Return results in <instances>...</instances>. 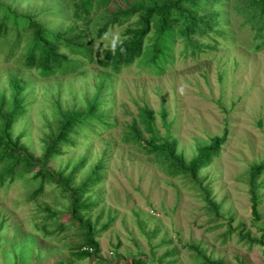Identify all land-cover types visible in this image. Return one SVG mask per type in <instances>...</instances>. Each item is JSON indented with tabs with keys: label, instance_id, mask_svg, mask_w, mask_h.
<instances>
[{
	"label": "rangeland",
	"instance_id": "1",
	"mask_svg": "<svg viewBox=\"0 0 264 264\" xmlns=\"http://www.w3.org/2000/svg\"><path fill=\"white\" fill-rule=\"evenodd\" d=\"M1 2L18 13L42 8L47 15L44 10L54 7L52 0ZM130 2L110 0L106 11ZM238 2L217 5L220 24L214 33L192 38L198 48L176 38L160 74L140 61L113 74L98 67L103 52L123 39L134 20L110 26L95 39L105 23L102 10L82 25L92 61L71 55L79 62L73 72L41 76L24 66L25 41L13 52L0 42V97L9 101L14 78L22 83L24 113L10 135L20 137L18 150L32 162L18 165L14 179L0 187V264H131L132 258L201 264L200 255L209 264H264V171L251 178L264 164V31L244 23L234 11ZM102 81L110 84L102 92L104 118L79 129L72 144L44 163L45 140L56 129L59 111L86 110ZM143 107L153 112L159 136L174 140L187 163L225 136L198 170L199 185L168 176L159 160L127 141ZM96 168L100 178L83 197L90 206L83 214L99 245L98 259L77 260L73 255L89 230L70 220V200L56 181L72 177L76 188ZM40 170L44 188L34 197Z\"/></svg>",
	"mask_w": 264,
	"mask_h": 264
},
{
	"label": "trees",
	"instance_id": "2",
	"mask_svg": "<svg viewBox=\"0 0 264 264\" xmlns=\"http://www.w3.org/2000/svg\"><path fill=\"white\" fill-rule=\"evenodd\" d=\"M224 1L226 0H132L125 8L107 12L110 0H52L54 7H47L44 10L47 15H44L42 8V12L18 13L0 0V42L7 45L9 52H13L25 41V52L21 57L24 66L36 70L41 76L73 72L79 62L71 55H81L92 61L91 45L87 40L86 31L82 28L88 25L93 13L102 10L105 23L97 30L95 39L105 36L110 26L134 20L123 30V39L103 52L97 60L98 67L113 74L140 61L141 65L160 74L164 65L171 61L176 38H182L188 47L198 48L196 41L192 40L193 37L202 38L216 31L215 27L220 24V12L216 7ZM55 6L60 10L56 11ZM234 11L258 34L264 31V0H239ZM48 16H51V19H41ZM55 20L59 22H54ZM146 42L150 44L146 45ZM104 82L102 81L86 110L78 113L59 111L54 122L56 129L45 140L42 156L44 163L58 155L63 145L72 144V138L79 134V129L89 128L91 123L104 118V110L101 109L104 104L102 92L110 88V84ZM21 84L14 78L11 82L12 94L9 101L0 97V187L6 179H14L18 165L32 166L29 156L19 152L20 137L12 140L10 135L13 123L24 113ZM145 134L148 137H145ZM126 139L136 143L146 155H152L159 160L168 176H185L194 185H199L198 170L217 154L226 141L225 136L212 139L209 147L201 149L198 156L187 163L176 153L174 140H170L168 136H159L155 130L153 112L147 107L139 110L138 121H132ZM263 171L264 164L252 172L251 178L254 180ZM38 177L41 178L39 181ZM44 177L42 170L35 174L34 179L38 182V187L33 192L34 197L43 191ZM71 178L60 175L56 182L70 200V220L81 226L86 225L89 230L90 226L84 222L83 212L88 211L90 206L83 197L89 187L99 181L100 173L96 168L90 177L76 188L70 185ZM255 208L256 202L253 201V212ZM254 243L256 242L252 241L251 245ZM98 254L99 245L89 230L85 235L84 246L73 256L77 260H86L90 257L98 259ZM198 258L203 259L201 264H209L203 256ZM131 264L147 262L142 258H132Z\"/></svg>",
	"mask_w": 264,
	"mask_h": 264
}]
</instances>
